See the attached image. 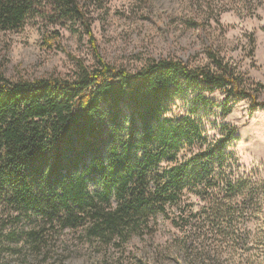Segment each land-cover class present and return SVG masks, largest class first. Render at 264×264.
I'll return each mask as SVG.
<instances>
[{"label":"trees","instance_id":"obj_1","mask_svg":"<svg viewBox=\"0 0 264 264\" xmlns=\"http://www.w3.org/2000/svg\"><path fill=\"white\" fill-rule=\"evenodd\" d=\"M31 18L45 27V50L61 47L58 27L68 26L87 36L94 61L77 60L68 77L8 79L0 71V200L17 222L27 213L42 220L27 241L70 228L90 244L122 243L151 234L157 213L186 237L196 224L235 234L232 207L253 203L257 182L228 149L236 127L219 124L211 140L199 113L216 91L225 92L223 116L236 98L264 108L256 94L264 84H245L214 56L213 68L174 57L117 66L97 50L86 0H0V30H21ZM187 94L186 112L169 115L170 100ZM190 195L201 201L197 211Z\"/></svg>","mask_w":264,"mask_h":264},{"label":"rangeland","instance_id":"obj_2","mask_svg":"<svg viewBox=\"0 0 264 264\" xmlns=\"http://www.w3.org/2000/svg\"><path fill=\"white\" fill-rule=\"evenodd\" d=\"M86 2L97 50L107 62L133 70L149 58L174 57L213 68L216 58L245 84H264V0H103V7L95 0ZM58 30L61 47L51 50L41 45L45 27L39 18L28 19L18 31L0 30V71L8 79L68 77L77 60L91 65L87 36L68 26ZM224 94H206L214 105L200 108L199 115L211 140L220 137L219 124L236 127L237 139L228 149L257 182L253 203L232 207L235 234L218 235L217 226L209 224L197 231L196 224L186 237L157 213L150 220L151 234L132 235L122 243L90 244L80 231L48 227L40 243H30L26 232L39 230L42 220L27 213L17 222L0 200V264H264V108L251 109L249 99L236 98L223 116L219 105ZM256 94L258 102L264 101V88ZM191 97L174 96L169 115L186 112ZM189 198L197 211L200 199ZM169 211L170 216L177 212ZM223 222L221 228H228Z\"/></svg>","mask_w":264,"mask_h":264}]
</instances>
